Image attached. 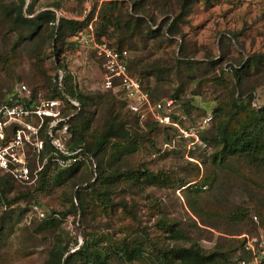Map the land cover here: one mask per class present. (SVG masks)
<instances>
[{
    "label": "rangeland",
    "instance_id": "obj_1",
    "mask_svg": "<svg viewBox=\"0 0 264 264\" xmlns=\"http://www.w3.org/2000/svg\"><path fill=\"white\" fill-rule=\"evenodd\" d=\"M109 1L115 0H31L26 8L25 0L24 15L30 20L34 18L28 17L25 9L28 13H41L42 8L53 7L64 15L62 18L87 22L76 33L63 38L58 37L57 30L52 37V31L46 29L28 38L26 26L11 23L12 18L5 16V10L18 5L20 0H0V104L17 83L30 86L35 76L43 74L51 79L60 67L70 76L67 85H78L82 96L98 103L89 107L95 114L88 118L91 132L98 135L109 91L105 89L101 61L90 36L94 32L99 40L98 34L107 25V34L101 39L116 44L121 33L116 20L118 11L126 13L139 0H116L125 6L103 7ZM141 1L146 4L143 10H150L149 14L153 13L156 19L155 23L152 18L146 19L152 29H166L175 15L167 17L159 12L158 2L175 8L176 15L179 13L180 0ZM41 16L44 15L36 17ZM90 17L93 18L88 21ZM138 17L143 18V14ZM182 21L176 26L180 35L159 42L162 38L148 39L143 34L126 41L124 48L130 52L131 71L158 62L160 80L152 75L148 85L155 99L172 97L177 88H185L178 102L180 110L187 112L188 125L209 113L215 117L206 130L211 141L216 124L224 117V113L214 112L219 103L252 92L253 105L257 109L264 105V79L255 82L253 75L244 80L241 88L235 85L231 71L252 55L264 53V0H197ZM54 24L58 26L59 22ZM178 61L183 63L181 68ZM182 74L184 85L179 83ZM220 79L230 92L216 85ZM253 85L255 90L250 88ZM46 89L39 91L48 93ZM246 98L249 101V96ZM116 108V113L127 122L130 137H116L108 144L105 155L92 156L96 172L88 158L72 170L51 169L46 180L34 187L14 181L6 185V176L0 172V264H52L51 253L58 247L69 246L70 253L86 236L103 239L102 235L107 233L113 236V242L133 238L148 242L149 236L161 247L197 243L208 253L224 251L229 256L227 262L233 264L239 253V236L249 233L264 237V166L258 168L243 158L229 157L227 167H222L221 162L211 159L218 152L215 142L189 148L187 142L174 138L172 133L166 134L162 128H146L132 122L133 115L122 103ZM226 111L234 114L231 109ZM118 145L123 149L121 154L116 153L120 161L111 159L105 174L111 176L126 170L138 178L129 174L114 181L112 177L96 178L103 171L101 166L99 171L98 163L110 160ZM141 172L146 176L142 178ZM93 181L95 186L89 187ZM33 204L45 212L43 219L31 209ZM125 208L132 210L134 216L126 214ZM162 218L179 224L181 238L174 240L168 234L169 228L160 229ZM121 225L127 230H121ZM147 242L145 253L151 250ZM135 264H160V260L157 255L147 256Z\"/></svg>",
    "mask_w": 264,
    "mask_h": 264
},
{
    "label": "trees",
    "instance_id": "obj_2",
    "mask_svg": "<svg viewBox=\"0 0 264 264\" xmlns=\"http://www.w3.org/2000/svg\"><path fill=\"white\" fill-rule=\"evenodd\" d=\"M196 1L197 0H180L178 4V8H179L178 15H176L175 13L176 11L175 8L168 7L166 4H161L158 2L156 4L157 6L156 8L163 15L166 16L169 15L167 17H170L173 14H175L172 23H170V25L166 29H164L163 27L152 29V27L148 25V21L146 19L152 18L154 23L156 22V19L152 16L153 13L149 14L150 10L149 11L143 10L144 7L146 6L144 1L139 0L132 3L130 7H128V11H126V13L123 12L122 10L118 11L116 20L118 21V25H119L118 28L119 31L121 30V33H119L120 37L117 40L116 44L113 45L116 46L119 50H122L124 49V43L126 41H130L135 36H139L143 34H145V36L148 37V39L162 38L159 40V42L162 41L163 38L167 37L171 39V37L173 36L180 35L181 33L176 28V26H178L177 24L179 22H184L182 21V17L186 16L191 12L193 4ZM205 1H210V0H205ZM24 4H25V0H20L18 5L12 6L9 9L7 8L5 10V16L8 15L12 18L11 23L20 24L22 25V28L26 26L28 34L25 36L28 38L36 37L44 29H46L47 31L51 30L52 37L54 36L53 32L57 30L58 37L63 38L67 34L71 35L76 33L80 27L87 24V22L85 21L80 22V21H73L67 18H61L57 26L54 24L56 22V18L52 14H48L46 17L44 16L37 17L33 21L25 17L23 10ZM103 5H104L103 7L110 5L111 6L110 9H114L118 6L121 7L125 6V3L115 0L104 3ZM139 14H143V18L138 17ZM92 18L93 17H90L88 21L91 20ZM39 19L40 21L38 22L37 20ZM108 29L109 28L107 27V25L105 27H102V31L101 33L98 34V38L101 39L103 35H106ZM20 31L22 30L20 29ZM131 47L132 49H136V47L133 45ZM57 54L59 53L57 52ZM178 62L179 64H181L179 65V67L181 68L183 63L180 61ZM154 63L153 62L150 63L148 68L141 66L137 67V69L132 68L133 74L138 76L143 86L149 89V91H150V88L148 87V85L150 84L149 78L153 75L156 79L160 80V75H161V70L158 69V62H156L155 64ZM263 65H264V53L263 54L257 53L249 57L243 64L240 65V67L231 69L233 77L235 79V85L237 86L241 85L242 88L244 80L246 81V78L248 79L250 77H253V75L256 76L255 78H253L255 82L259 81L260 79H264V72H262V69H264L262 68ZM186 66H187L186 68H189L188 65ZM252 72H256L257 74ZM182 77L185 78V75L182 74L181 77H179L180 79L179 83H181V85L182 84L184 85ZM69 79L70 76L68 75L66 77L65 83L68 82ZM217 84L223 87L225 91L230 92L229 86L226 84V82L223 79H220L216 83V85ZM56 86L57 84L53 82V77L49 79L46 77V74L40 75L39 77L35 76L32 84L30 83V88L34 92L39 91L41 88H47L46 91L48 92V94L53 93L55 95L58 94V89ZM65 87L66 90L71 95L78 98L82 104V109L76 116H74V118L71 121L72 132L74 134V137L72 139L73 141L70 143V145H72L71 147L80 146L94 157L98 155L99 156L105 155L108 149V144L114 138L119 137L121 139L123 138L129 139L130 136L127 134V132L129 133V131H127L126 129L127 122L125 121L124 117L120 115V113L118 114L116 113L117 111L116 105L122 102L117 98V96L111 90H108L109 100L107 104L102 108L104 112L103 122L101 123L102 129L98 135H93V133L91 132L92 129L91 121L88 118H90L89 115L95 114V111L94 113H91L89 107H92V104L98 105V103H94L93 98L82 96L81 92L78 90V86H74L73 84H70ZM250 88L255 90L254 85L251 86ZM184 93H185V88H183L182 86L177 88V91H175L172 97L178 100ZM251 93L252 92L245 93L243 95L239 94L241 97L238 98L236 97L234 98L233 96L231 98V102L226 103L223 101L222 103H219L218 107H216V109L214 110V112L217 114L224 113V117L223 120H221L218 124H216L215 137L211 138V141L215 142V145L218 146V152H216L211 159L215 163H217L218 161L221 162L220 165L222 167H227L226 158L229 157L243 158L248 162L247 164L258 168L264 166V105H262L261 108L257 109L256 106L253 105V101L255 98H252ZM151 95L153 98H155L152 93ZM247 95L249 96V101L246 98L248 97ZM4 102H1V104H3ZM228 109H231L234 112V114L232 113L230 115L229 112L226 111ZM186 111L187 108L185 109V112ZM214 118L211 121V124H213ZM132 122L139 124L138 120L135 117H133ZM145 127L152 129L156 127L162 128L154 123L153 124L145 123ZM162 129L166 131L165 132L166 134L171 135L169 131H167L168 128L165 129L162 128ZM206 130L207 129H205L201 133V137L206 144L208 143L210 144L211 141L207 137L208 132H206ZM121 147L122 145H118L113 148L115 151L109 157L110 160L106 161L103 159L98 163L99 171L101 170L100 166L103 167V171L102 172L100 171L98 177L96 178L98 179L104 178L105 180H108L109 177H112L113 178L112 181H114L115 179H119L120 177H125L128 174L129 177H133V178L136 177L135 173L125 172L126 170L124 171V173H115L111 176L105 174L106 171L104 170H107V165L111 166V159L112 161L115 160L117 162L120 161V158L116 153L118 151L121 154L123 150V149L120 150ZM218 158H220L221 160H219ZM94 161L96 163L95 159ZM76 167H79V165H75L65 170H70V169L72 170ZM48 171L49 169L46 168L44 171L40 173V179L37 183L46 180V177L48 176ZM93 171L96 172V169L93 168ZM143 175L146 176L144 172H141L140 176L142 178ZM4 176H6V180H5L6 185L10 183L9 181H14L19 185H23L19 183L17 180H15L8 173H5ZM151 178L152 179L150 180L153 182L155 176H152ZM95 183L96 182L94 181L91 182L89 184V187L95 186ZM34 185L35 184L24 185V186L34 187ZM94 191L97 190L95 189ZM82 202H83L82 200L79 202L81 206H83ZM104 203L106 202L104 201ZM108 204L109 203H107V205ZM103 210L105 212V209ZM125 212L126 214H129L131 217L134 216L133 211L130 209L125 208ZM263 217H264V210H263ZM160 224H161L160 227L161 230L163 228V230L166 231V228H169L170 233L168 234L171 236V238H173L174 240L181 238L182 233L179 229V224L177 222H173L171 220H166L162 218L160 219ZM109 228L111 227L109 226ZM120 228L121 230L123 229L127 230L124 225H121ZM102 236L103 239H100L101 237H97V236L90 239L86 236L83 243L80 244V246L76 250L70 253H68L70 250L69 246L66 248L58 247L57 249L53 250L51 253V260H54L52 264H127V263L135 264V262L145 259V257L147 256H156V255L160 260V264H230L227 262L229 261L228 259L229 256L224 251L208 253L205 252V250L202 247H200L197 243H191L189 246H185L184 244L175 245L170 248L167 246L161 247L157 242L150 241L149 236L147 239L148 242L139 241L137 238H133L131 241L119 240V242L118 241L113 242L112 241L113 236L110 235L109 233L104 234ZM238 240L239 241L237 248L241 249L242 241L240 239ZM144 242H147V244L151 248L150 252L148 251L149 253H145L146 249L144 247Z\"/></svg>",
    "mask_w": 264,
    "mask_h": 264
},
{
    "label": "built area",
    "instance_id": "obj_3",
    "mask_svg": "<svg viewBox=\"0 0 264 264\" xmlns=\"http://www.w3.org/2000/svg\"><path fill=\"white\" fill-rule=\"evenodd\" d=\"M30 2L27 0L26 8ZM25 14L34 19L41 14H52L57 22L64 17L53 7L42 8L41 13H28L25 9ZM90 41L95 43L101 61L105 89L117 96L140 125L154 123L168 128L174 138L184 140L189 148L203 143L201 133L211 124L212 115L207 114L188 125V116L180 110L178 100L153 98L141 80L132 74L127 48L119 50L105 39L98 40L94 32ZM66 77L67 72L59 67L53 77L58 89L56 95L34 92L28 84L17 83L0 105V171L23 185L35 184L46 168L68 169L88 158L96 167L90 153L80 146L70 145L74 137L71 121L82 104L66 90ZM32 210L40 218L45 217L39 205L33 204ZM239 239L243 245L233 264H264V237L244 233Z\"/></svg>",
    "mask_w": 264,
    "mask_h": 264
},
{
    "label": "clouds",
    "instance_id": "obj_4",
    "mask_svg": "<svg viewBox=\"0 0 264 264\" xmlns=\"http://www.w3.org/2000/svg\"><path fill=\"white\" fill-rule=\"evenodd\" d=\"M61 18H62V17H60L59 20H60ZM59 20H58V22H59ZM56 22H57V20H56ZM131 72H132V71H131ZM132 74H133V72H132ZM67 76H68V74H67ZM135 76H136V75H135ZM53 77H54V76H53ZM137 77H138V76H137ZM75 86H78V85H75ZM148 90H149V89H148ZM150 93H151V91H150ZM167 98H172V97H167ZM173 99H175V98H173ZM176 100H177V99H176ZM209 114L212 115L211 113H209ZM206 115H207V114H206ZM206 115H204V116H206ZM204 116H203V117H204ZM212 117L214 118L213 115H212ZM212 120H213V119H212ZM207 128H208V127H207ZM207 128H206V129H207ZM167 131H168V130H167ZM169 133H172V132H169ZM172 136L174 137V135H172ZM201 139H202V137H201ZM202 141H203V140H202ZM202 144L206 146V143H205L204 141H203ZM200 145H201V144H200ZM195 148H196V147H195ZM93 168L96 169V167H93ZM51 169H56V168H50L49 171H48V173L51 171ZM58 170H65V169H60V168H58ZM0 172H2V171H0ZM3 173H4V172H3ZM4 174H5V173H4ZM38 181H39V180H38ZM38 181H37V182H38ZM37 182H36V183H37ZM36 183H35V184H36ZM37 205H38V204H37ZM31 209H32V207H31ZM38 217H39V216H38ZM39 218H40V217H39ZM238 239H239V237H238ZM240 240H241V239H240ZM241 241H242V240H241ZM242 243H243V242H242ZM242 245H243V244H242ZM241 249H242V247H241ZM241 249H239V251H240ZM237 256H239V253H238ZM237 256H236V257H237Z\"/></svg>",
    "mask_w": 264,
    "mask_h": 264
}]
</instances>
